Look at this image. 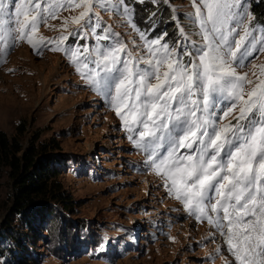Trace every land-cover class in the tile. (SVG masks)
Returning <instances> with one entry per match:
<instances>
[{"label": "snow or ice", "instance_id": "obj_1", "mask_svg": "<svg viewBox=\"0 0 264 264\" xmlns=\"http://www.w3.org/2000/svg\"><path fill=\"white\" fill-rule=\"evenodd\" d=\"M191 3L185 16L198 41L179 22L183 43L171 47L167 33L149 40L132 24L146 49L134 55L108 26L102 35L95 31L101 27L96 8L120 11L131 22L124 0H19L18 6L0 0V45L6 54L26 40L39 52L45 45L36 38L40 24L79 9L63 19L52 50L65 52L101 92L128 139L147 152L149 167L190 215L225 237L236 264H264V64L249 59L264 53V26H252L247 0ZM70 24L77 27L65 35ZM69 35L77 41L91 35L96 44L65 48ZM245 66L250 72L237 71ZM233 113L235 124L228 119Z\"/></svg>", "mask_w": 264, "mask_h": 264}, {"label": "rangeland", "instance_id": "obj_2", "mask_svg": "<svg viewBox=\"0 0 264 264\" xmlns=\"http://www.w3.org/2000/svg\"><path fill=\"white\" fill-rule=\"evenodd\" d=\"M16 2L18 6L19 0ZM160 2L152 5L156 7ZM124 4L132 9L130 23L120 11L95 9L101 17L96 34L102 35V29L108 26L110 32L119 34L116 39L125 43L129 51L144 55L143 41L131 26L135 24L143 31L134 18V4L141 3L124 0ZM167 4L175 12L176 30L179 22V27H184L192 40L198 41L199 37L194 35L197 29L190 26L189 20L178 21V14L185 16L193 11L191 0ZM79 11L62 10L59 18L49 19L47 25L40 24L36 38L43 37L45 45H38L39 52L26 40L16 42L6 54L0 45V60H3L0 63V130L12 138L23 121L25 146L36 136L41 143L57 141L64 169L59 180L73 200L71 212L59 210L60 219L70 227L66 230L63 225L66 236L59 243L57 234L45 231L49 225L40 226L39 236L21 228L19 223L14 226L22 233L21 239L33 241L23 263L227 264L229 258L220 252L223 245L214 240L210 225L191 219L188 210L186 217H182L155 179L143 169V156L130 151L129 133L105 97L76 71V65L65 52L52 50L61 35L63 19L78 15ZM253 20L251 24L255 26ZM169 26L172 28L173 24ZM76 27L70 24L64 34L68 35ZM176 35H165L164 41L169 46L177 41L182 44L183 38L178 32ZM70 44L87 45L92 50L96 41L91 35L78 41L69 35L64 47ZM188 59L184 56L185 63ZM249 59L256 65L264 64V53L256 52ZM237 71L250 72V66ZM250 78L253 77L250 75ZM233 115L228 119L235 122ZM2 183L0 208L1 216L6 217L11 205L12 182L5 174ZM16 262L12 255L0 256V264Z\"/></svg>", "mask_w": 264, "mask_h": 264}, {"label": "trees", "instance_id": "obj_3", "mask_svg": "<svg viewBox=\"0 0 264 264\" xmlns=\"http://www.w3.org/2000/svg\"><path fill=\"white\" fill-rule=\"evenodd\" d=\"M168 1L174 4L178 0ZM249 1L254 15L253 23L264 25V1ZM145 2V5L134 4L136 24L141 29H147L152 38L164 33H167L166 36L175 34L176 37L178 31L173 21L176 16L170 6L163 0L156 7L150 0ZM178 18L179 21L186 20L182 13L178 14ZM171 24L172 28L169 26ZM25 132L26 124L23 121L17 126L12 138L0 130V191L5 174L12 182L13 191L6 217L1 216L0 208V256L12 255L18 264H24L23 257L29 254L33 241L29 238L21 239L22 233L14 226L19 223L21 228L39 236L40 226L49 225L45 231L57 234L56 240L59 243L66 236L62 231L63 225L66 230L70 228L60 219L59 210L62 208L64 212H71L73 208V200L59 180L64 171L60 145L54 139L41 143L36 136L25 146L22 143ZM7 230L10 232L7 233Z\"/></svg>", "mask_w": 264, "mask_h": 264}]
</instances>
